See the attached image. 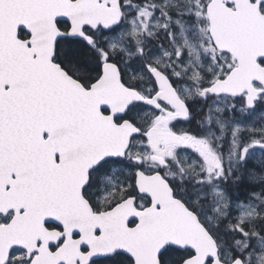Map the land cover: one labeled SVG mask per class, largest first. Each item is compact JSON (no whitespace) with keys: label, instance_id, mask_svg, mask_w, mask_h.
Segmentation results:
<instances>
[{"label":"snow or ice","instance_id":"6c2138e0","mask_svg":"<svg viewBox=\"0 0 264 264\" xmlns=\"http://www.w3.org/2000/svg\"><path fill=\"white\" fill-rule=\"evenodd\" d=\"M0 264H264V0H0Z\"/></svg>","mask_w":264,"mask_h":264}]
</instances>
